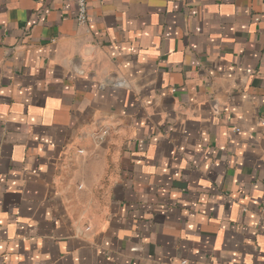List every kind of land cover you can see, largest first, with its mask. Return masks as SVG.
Listing matches in <instances>:
<instances>
[{
    "label": "crops",
    "instance_id": "1",
    "mask_svg": "<svg viewBox=\"0 0 264 264\" xmlns=\"http://www.w3.org/2000/svg\"><path fill=\"white\" fill-rule=\"evenodd\" d=\"M0 0V264H264V0Z\"/></svg>",
    "mask_w": 264,
    "mask_h": 264
},
{
    "label": "built area",
    "instance_id": "2",
    "mask_svg": "<svg viewBox=\"0 0 264 264\" xmlns=\"http://www.w3.org/2000/svg\"><path fill=\"white\" fill-rule=\"evenodd\" d=\"M76 4L79 11V22L85 23L87 22V3L86 0H76Z\"/></svg>",
    "mask_w": 264,
    "mask_h": 264
}]
</instances>
